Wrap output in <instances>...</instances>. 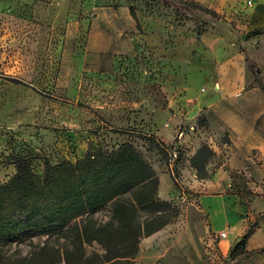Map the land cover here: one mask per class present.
I'll use <instances>...</instances> for the list:
<instances>
[{
  "label": "rangeland",
  "instance_id": "obj_1",
  "mask_svg": "<svg viewBox=\"0 0 264 264\" xmlns=\"http://www.w3.org/2000/svg\"><path fill=\"white\" fill-rule=\"evenodd\" d=\"M205 1L0 0V164L24 157L42 174L45 162H73L88 150L130 143L161 177L158 195L178 208L168 223L169 240H176L195 193L180 172L190 149L175 131L195 123L205 133L213 122L208 100L218 95L264 93V0ZM207 161L199 175L213 170L214 157ZM247 187L243 178L234 182L245 202ZM95 217L105 221L108 212ZM45 239L9 249L28 255L31 242ZM204 248L215 264H231L230 256ZM87 251L101 253L95 243ZM179 252L174 264H183Z\"/></svg>",
  "mask_w": 264,
  "mask_h": 264
},
{
  "label": "trees",
  "instance_id": "obj_2",
  "mask_svg": "<svg viewBox=\"0 0 264 264\" xmlns=\"http://www.w3.org/2000/svg\"><path fill=\"white\" fill-rule=\"evenodd\" d=\"M247 61L260 76L255 61ZM211 155L203 145L190 157L197 174ZM12 164L14 174L0 185V264H135L140 240L178 215V208L158 195L157 173L130 143L110 152L88 150L73 162H45L42 174L28 158L16 157ZM102 210L108 212L105 221L95 217ZM253 227L230 257L245 253ZM39 235L46 239L39 245L30 241L28 255L10 252L11 245ZM94 243L101 253L87 251Z\"/></svg>",
  "mask_w": 264,
  "mask_h": 264
},
{
  "label": "crops",
  "instance_id": "obj_3",
  "mask_svg": "<svg viewBox=\"0 0 264 264\" xmlns=\"http://www.w3.org/2000/svg\"><path fill=\"white\" fill-rule=\"evenodd\" d=\"M196 1L207 4L205 0ZM254 15L261 17L260 9L254 10ZM208 102L212 125L201 133L195 123L189 124L187 131H181L179 139L190 149L189 158L201 146H208L213 151L214 168L208 171L210 175L198 176L190 160H185L180 170L182 181L195 193L183 210L190 219L172 243L169 224L143 237L136 257H157L155 264H174L181 250L184 257L179 261L183 264H192L191 256L201 264H215L214 257L204 256L200 246L205 247V252L213 246L223 256L220 258L226 259L247 228L254 225L246 240L245 253L230 257L229 261L231 264H264V93L243 89L239 93L218 95ZM225 132L227 138L221 140ZM178 133L176 130V136ZM199 140L205 142L197 145ZM209 165L211 161L206 162L205 169ZM14 172L12 163L0 164V185ZM241 178L251 191L246 202L243 192L233 188L234 182ZM159 183L161 187V177ZM159 196L163 198L160 193ZM222 231L224 237L219 235Z\"/></svg>",
  "mask_w": 264,
  "mask_h": 264
},
{
  "label": "built area",
  "instance_id": "obj_4",
  "mask_svg": "<svg viewBox=\"0 0 264 264\" xmlns=\"http://www.w3.org/2000/svg\"><path fill=\"white\" fill-rule=\"evenodd\" d=\"M181 135H182V132L181 131H179V133H178V137H181ZM219 235L221 236V237H224L225 236V232H220L219 233Z\"/></svg>",
  "mask_w": 264,
  "mask_h": 264
}]
</instances>
